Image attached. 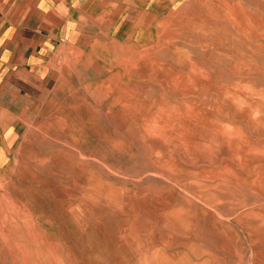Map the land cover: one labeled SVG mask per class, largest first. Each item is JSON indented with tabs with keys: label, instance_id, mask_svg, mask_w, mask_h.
Listing matches in <instances>:
<instances>
[{
	"label": "rangeland",
	"instance_id": "374dc122",
	"mask_svg": "<svg viewBox=\"0 0 264 264\" xmlns=\"http://www.w3.org/2000/svg\"><path fill=\"white\" fill-rule=\"evenodd\" d=\"M164 1L53 51L0 173V264H264V0Z\"/></svg>",
	"mask_w": 264,
	"mask_h": 264
},
{
	"label": "crops",
	"instance_id": "0c3cea01",
	"mask_svg": "<svg viewBox=\"0 0 264 264\" xmlns=\"http://www.w3.org/2000/svg\"><path fill=\"white\" fill-rule=\"evenodd\" d=\"M164 2L0 0V173L53 51L73 41H110L115 29L139 28L135 15L156 12Z\"/></svg>",
	"mask_w": 264,
	"mask_h": 264
},
{
	"label": "bare ground",
	"instance_id": "6f19581e",
	"mask_svg": "<svg viewBox=\"0 0 264 264\" xmlns=\"http://www.w3.org/2000/svg\"><path fill=\"white\" fill-rule=\"evenodd\" d=\"M262 1H263V0H262ZM203 3H204V2H203ZM262 4H263V3H262ZM263 5H264V4H263ZM231 6H233L232 3H231ZM256 6H257V5H256ZM234 8H237V9H238V7H236V6H235ZM195 10H196V9H195ZM233 12H234V10H233ZM199 13H200V12H199ZM246 13H247V12H246ZM233 14H235V13H233ZM241 14H242V13H241ZM241 14H240V15H241ZM204 15H205V14H203V16H204ZM206 15H207V14H206ZM231 16H232V15H231ZM235 16H237V15H235ZM235 16H234V17H235ZM248 16H249V13H248ZM176 17H178V16H176ZM240 18H241V20H243L242 15L240 16ZM240 18H239V19H240ZM208 19H209V17H208ZM239 19H237V20H239ZM209 20H210V19H209ZM241 20H239V21H240L239 23H241ZM237 22H238V21H237ZM245 22H246V19H245ZM212 23H213V22H212ZM243 24H244V20H243ZM240 26H242V25H240ZM247 27H248V26H247ZM259 27H260V26H259ZM261 28H262V27H261ZM258 29H259V28H258ZM259 30H260V29H259ZM225 31H226V30H225ZM165 33H166V32H165ZM169 37H170V36H169ZM169 37H168V38H169ZM206 41H207V40H206ZM153 48H154V47H153ZM149 56H150V55H149ZM149 56H148V57H149ZM137 57H139V56H137ZM150 57H153V56L151 55ZM150 59H152V58H150ZM260 59H261V58H260ZM146 60H147V59H146ZM153 60H154V59H153ZM143 61H144V59H143ZM140 62H142V60H141ZM259 63H260V62H259ZM128 66H129V65H128ZM65 67H66V66H65ZM134 67H136V66H134ZM148 68H150V67H148ZM137 69H139V67H137ZM136 71H137V70H136ZM156 71H157V70H156ZM193 71H194V70H193ZM138 74H139V73H138ZM191 74H192V73H191ZM191 74H190V75H191ZM195 75H196V74H195ZM197 75H198V74H197ZM199 75H200V74H199ZM201 75H202V74H201ZM250 76H251V75H250ZM191 78H192V76H191ZM124 79H125V78H124ZM115 80H116V79H115ZM157 80H158V79H157ZM189 80H190V79H189ZM116 81H117V80H116ZM201 81H202V80H201ZM193 82H194V79H193ZM203 82H204V81H203ZM157 83H158V82H157ZM152 84H154V83H152ZM157 85H158V84H157ZM155 87H156V86H155ZM158 88H159V87H158ZM148 89H149V88H148ZM121 90H122V89H121ZM150 90H151V89H149V91H150ZM123 91H124V90H123ZM125 91H126V90H125ZM152 91H153V90H152ZM118 92H119V91H118ZM121 92H122V91H121ZM121 92H120V93H121ZM126 92H128V91H126ZM130 92H131V91H130ZM150 93H151V91H150ZM121 94H122V93H121ZM121 94H120V95H121ZM124 94L127 95L128 93H127V94L124 93ZM124 94H123V95H124ZM152 94H153V93H152ZM152 94H151V95H152ZM161 94H162V93H161ZM125 95H124V96H125ZM130 95H131V94H130ZM130 95H129V96H130ZM160 98H161V97H160ZM239 98H240V97H239ZM144 99H145V98H144ZM149 99H150V98H149ZM149 99H148V101H149ZM155 100H156V99H155ZM234 101H235V100H234ZM137 102H138V101H137ZM141 103H142V102H141ZM249 104H250V103H249ZM152 106H153V105H152ZM152 106H151V107H152ZM172 107H173V106H172ZM184 107H186V109H187V106H186V105H185ZM188 107H189V106H188ZM142 108L144 109V107H142ZM174 108H175V107H174ZM174 108H173V109H174ZM192 108H193V107H192ZM250 108H251V107H250ZM159 109H160V108H159ZM163 109H166V108H163ZM168 110H169V109H168ZM170 110H172V109L170 108ZM174 110H175V109H174ZM187 110H188V109H187ZM187 110H186V111H187ZM247 110H248V109H247ZM251 110H252V109H251ZM192 111H193V109H192ZM192 111H190L191 114H192ZM187 112H188V111H187ZM203 112H204V111H203ZM143 113H144V112H143ZM188 113H189V112H188ZM206 113H207V111H206ZM250 113H251V112H250ZM200 114H201V113H200ZM251 114H252V113H251ZM167 115H171V114H170V113H169V114L167 113ZM179 115H180V114H179ZM189 115H190V114H189ZM189 115H188V116H189ZM148 116H149V115H148ZM148 116H147V117H148ZM190 116H192V115H190ZM254 116H255V115H254ZM256 116H257V115H256ZM256 116H255V117H256ZM165 117H166V115H165ZM169 117H170V116H169ZM192 117H194V115H193ZM203 117H204V116H203ZM148 118H149V117H148ZM158 118H159V117H158ZM183 118H184V117H183ZM200 118H201V117H200ZM204 118H205V117H204ZM257 118H258V117H257ZM159 119H160V118H159ZM167 119H168V118H167ZM180 119H182V118H180ZM201 119H202V118H201ZM151 120H152V119H151ZM161 120L164 121V119H161ZM184 120H185V119H184ZM206 120H207V117H206ZM208 120H209V119H208ZM208 120H207V121H208ZM256 120H257V119H256ZM154 121H155V120H154ZM163 121H162V124H163ZM209 121H212V120L210 119ZM215 121H216V120H215ZM143 122L145 123V121H143ZM165 122H167V121H165ZM179 122H180V121H179ZM185 122H186V121H185ZM147 123H148V122H147ZM154 123H155V122H154ZM156 123H157V122H156ZM160 123H161V122H160ZM171 123H172V122H171ZM173 123H175V122L173 121ZM211 123H213V122H211ZM162 124H161V127L163 128L164 126H163ZM165 124H166V123H165ZM209 124H210V123H209ZM157 125H158V124H157ZM167 125H168V124H167ZM187 125H188V124H187ZM165 126H166V125H165ZM174 126H175V125H174ZM166 127H167V126H166ZM166 127H164V129H166ZM210 127H211V126H210ZM164 129H163L162 131H164ZM198 130H199V129H198ZM239 131H240V130H239ZM239 131H236V133H238ZM236 133H235V134H236ZM239 133L241 134V132H239ZM233 134H234V133H233ZM235 134H234V135H235ZM240 134L238 135L239 137L241 136ZM185 135H186V133H185ZM187 135H188V134H187ZM188 136H189V135H188ZM235 136H236V135H235ZM246 136H247V135H246ZM242 137H244V138H242ZM242 137H241L242 139H246V138H247V137L245 138V136H243V135H242ZM247 139H248V138H247ZM234 141H235V140H234ZM248 141H249V140H248ZM249 142H250V141H249ZM161 144H162V143H161ZM164 144H165V143H164ZM235 144H236V143H235ZM260 144H261V143H260ZM246 145H247V144H246ZM245 148H246V147H245ZM245 148H244V149H245ZM239 149H240V148H239ZM249 149H250V148H249ZM255 150L260 151L259 149H255ZM231 151H232V150H231ZM233 151H235V150H233ZM261 151H262V150H261ZM158 152H160V151H158ZM235 152H236V151H235ZM235 152H234V153H235ZM262 152H264V150H263ZM238 157H240V154H238ZM167 159H168V158H167ZM173 162H174V161H173ZM246 162H247V159H246ZM248 164H249V162H247L246 165H248ZM244 165H245V163H244ZM249 165H250V164H249ZM152 175H154V174H151V176H152ZM155 175H156V174H155ZM147 176H148V175H147ZM157 176H158V175H157ZM211 177H212V176H211ZM156 178H158V177H156ZM156 178H154V179H156ZM159 178H160V177H159ZM152 179H153V178H152ZM159 180H160V179H159ZM163 180H164V179H163ZM166 180H167V179H166ZM226 180H227V179H226ZM161 181H162V179H161ZM167 182H168V180H167ZM15 200H17V198H16ZM2 235H3V234H2ZM4 235H5V234H4ZM10 237H11V236H10ZM6 241H9V240H6ZM15 244H16V242H15ZM5 246H6V245H5ZM6 247H7V246H6ZM138 247L140 248V245H138ZM9 251H10V250H9ZM143 253H144V252H143ZM250 261H251V260H250ZM250 263H251V262H250ZM247 264H248V263H247Z\"/></svg>",
	"mask_w": 264,
	"mask_h": 264
}]
</instances>
